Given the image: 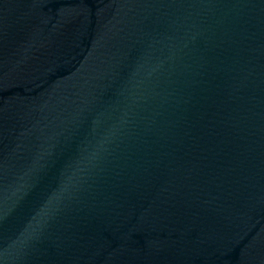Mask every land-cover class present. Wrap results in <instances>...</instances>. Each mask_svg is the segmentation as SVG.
I'll use <instances>...</instances> for the list:
<instances>
[{
	"label": "water",
	"instance_id": "95a60500",
	"mask_svg": "<svg viewBox=\"0 0 264 264\" xmlns=\"http://www.w3.org/2000/svg\"><path fill=\"white\" fill-rule=\"evenodd\" d=\"M0 264H264V0H0Z\"/></svg>",
	"mask_w": 264,
	"mask_h": 264
}]
</instances>
